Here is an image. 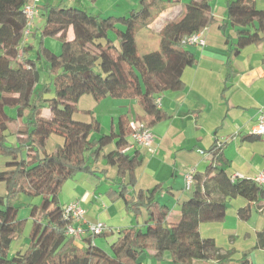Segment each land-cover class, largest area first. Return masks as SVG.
Masks as SVG:
<instances>
[{
    "label": "trees",
    "instance_id": "1",
    "mask_svg": "<svg viewBox=\"0 0 264 264\" xmlns=\"http://www.w3.org/2000/svg\"><path fill=\"white\" fill-rule=\"evenodd\" d=\"M212 2L191 0L180 19L162 23L159 49L142 54L137 33L153 24L161 0H140L128 15L107 18L45 5L38 44L25 42L30 0H0V183L7 189L0 196V264H143L151 252L158 262L169 254V264H252L248 254L235 258L232 252L223 253L214 239L200 232L202 224L226 219L231 199H245L247 206L238 211L242 220H249L264 200V184L229 173L224 155L228 142L217 141L208 151L205 172H192L193 195L183 203L180 220L172 222L170 210L155 198L162 187L131 191L142 160L138 151L127 152L130 142L123 126L118 134H101L92 112L88 122L78 117L79 102L91 96L98 102L107 97L138 99L145 111L139 123L149 129L167 120L158 97L185 88L183 72L196 59L182 41L215 23ZM227 13L236 34L234 55L264 42V9L257 8L256 0H230ZM48 38L60 42L59 54L47 48ZM42 60L49 64L54 90L39 89ZM52 90L46 98L45 92ZM251 134L254 139L263 136ZM53 136L62 144L49 151ZM101 161L104 176L107 168L117 169V191L108 192L112 200L122 198L135 215L145 210L147 220L143 228L69 237L58 198L61 189L78 174H96ZM20 193L42 201L32 208L28 250L9 257L12 242L29 226L18 219L20 209L14 205ZM114 236L109 251L95 244L97 237ZM257 247L264 250V232L257 235Z\"/></svg>",
    "mask_w": 264,
    "mask_h": 264
},
{
    "label": "crops",
    "instance_id": "2",
    "mask_svg": "<svg viewBox=\"0 0 264 264\" xmlns=\"http://www.w3.org/2000/svg\"><path fill=\"white\" fill-rule=\"evenodd\" d=\"M229 1L213 0L215 23L202 33L206 46L188 47L196 61L183 72L185 88L159 95V107L169 118L151 128L155 135L153 150L141 145H130L127 149L129 154L138 151L142 160L136 171L137 185L131 191H153L162 187L155 198L170 210L172 222L180 220L181 207L194 192L193 188H185L187 175L195 170L206 171L207 153L217 141L228 142L224 155L231 175L256 180L264 172V135L256 139L251 137L264 113V42L248 46L238 55L233 54L236 34L228 21ZM161 2L153 29L147 26L140 30L145 44L152 42L156 34L158 37L154 42L160 45L162 23L180 19L191 0ZM48 4L75 7L107 18L128 15L139 8L140 0H38L39 14L26 38L30 44H37V35L45 25L42 9ZM113 13L116 15L108 16ZM69 33L75 38L73 28ZM111 36L115 37L113 33ZM45 44L52 52H61V45L55 41L46 39ZM78 109V117L86 122L90 121L89 113L92 112L101 126V134H118L122 125L128 132L130 144L133 143L130 133L137 129L140 118L145 115L138 99L107 97L98 102L85 96ZM44 113L49 114L46 109ZM56 140L54 147L62 144L61 139ZM98 168L96 174L81 173L66 182L58 197L61 205L80 202L86 210L87 223H103L108 228L105 232L143 228L146 211L135 215L127 209L122 198L112 200L108 193L110 189L117 191L118 188L114 182L117 179L115 168L113 172L107 168L106 176L100 172L104 169L101 164ZM228 205L226 219L202 224L201 236L214 239L223 253L232 252L235 258L248 254L252 264H264V250L257 247V235L264 232V200L260 203L261 209L254 211L249 220H242L238 215V211L247 206L244 198L231 199ZM114 238H102V241L110 248ZM26 243L27 240L24 247ZM95 244L99 246L97 239ZM151 255L154 257L153 252ZM168 259L165 255V260Z\"/></svg>",
    "mask_w": 264,
    "mask_h": 264
},
{
    "label": "built area",
    "instance_id": "3",
    "mask_svg": "<svg viewBox=\"0 0 264 264\" xmlns=\"http://www.w3.org/2000/svg\"><path fill=\"white\" fill-rule=\"evenodd\" d=\"M36 1L30 2L26 8V16H27V30L25 32V42L27 36L30 34V29L33 23V20L37 14H39V10L36 6ZM203 31L200 33L193 34L191 36L185 37L182 43L186 47H205L206 42L203 38ZM256 136L264 135V113L261 114L257 125L253 129L252 132ZM131 139L133 141L130 145H141L146 147L149 150H153V144L155 142V135L151 129L147 128L144 124L139 123L137 129L132 132ZM129 149V147L127 148ZM202 153V152H201ZM192 173L188 174L186 177V185L185 188L187 190H191L193 187V178ZM256 181L260 184H264V172L260 173V175L256 178ZM63 215L65 219L68 221L66 235L69 237H82L88 234L99 235L105 232L108 228L103 223L90 224L87 223L85 219L86 210L81 205L80 202H73L65 205L63 207Z\"/></svg>",
    "mask_w": 264,
    "mask_h": 264
},
{
    "label": "rangeland",
    "instance_id": "4",
    "mask_svg": "<svg viewBox=\"0 0 264 264\" xmlns=\"http://www.w3.org/2000/svg\"><path fill=\"white\" fill-rule=\"evenodd\" d=\"M257 1H258L257 2V5H258L257 8L258 9H263L264 8V0H257ZM112 15H116V14L113 13V14H110L108 16H112ZM149 28L153 29V24H150ZM146 29H147V27H146ZM139 33H141V32L139 31L137 33V43H138L139 50H140V52L142 54L149 53V52H152V50H158L159 49L160 45L156 44L154 42L155 40H157V37H158L156 34H154V36L152 38V42H148V44H145L143 42V39H142V37H141V35ZM144 33H147V32H144ZM116 35L117 34L115 33V36ZM69 37L71 38L72 41L75 40V39H73L74 35L72 33H69ZM154 37H155V39H154ZM116 38H117V36H116ZM38 40L39 39H37V44H38ZM48 41H55L56 43H58L60 45V42L58 40H56V39L48 38ZM38 69H39V72H40L39 89L43 88L45 86H47V87L49 86V87H51V89H53L52 76H51V73L49 71L50 69H49V64H48L47 60L39 61L38 62ZM53 90L49 91V92H45V97L46 98H50L54 94ZM44 114H46V113H44ZM96 135L98 136V134H95V136ZM57 138H58V136H53L51 138L50 143L47 146L49 151L54 149V144L57 141L56 140ZM91 138H92V136H91ZM101 165L102 166L104 165L103 161H101ZM2 168H4V165H2V160L0 159V169H2ZM112 169L113 168L110 167V171L113 172ZM115 171H117V169H115ZM6 194H7L6 184L1 182L0 183V196H5ZM41 201H42L41 197L30 196V195H28L26 193H20L14 199V205L20 209L19 210V214H18V219L19 220H27V223H28L29 226L25 228L24 232L21 234V236L19 238L15 239L12 242L10 250H9V255H8L9 257H13L18 252L24 253V252H26L28 250L29 244H30L29 243L30 242V237L29 236H30V231H31V219L30 218H31L32 208L35 205H40ZM25 240H27L26 247H24L25 246V244H24ZM97 241L99 243V247L109 251L110 248L103 243L102 238L97 237ZM166 257H168L170 259L169 254H166ZM169 259H168V261L165 260L164 262H158L157 259L154 258L152 255L151 256L145 255V257H144L145 264H169V261H170Z\"/></svg>",
    "mask_w": 264,
    "mask_h": 264
}]
</instances>
